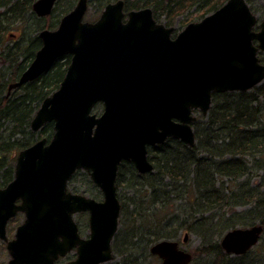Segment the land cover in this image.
Instances as JSON below:
<instances>
[{
	"label": "water",
	"instance_id": "obj_1",
	"mask_svg": "<svg viewBox=\"0 0 264 264\" xmlns=\"http://www.w3.org/2000/svg\"><path fill=\"white\" fill-rule=\"evenodd\" d=\"M56 1L37 0L33 10L48 16ZM87 9L88 0H79L56 29H43L41 48L9 85V92L22 87L71 55L60 87L31 122L33 131L53 122L52 138L21 150L14 179L0 187V238L7 241L8 264H59L56 260L74 248L77 257L67 264L112 261L121 214L116 186L121 163L133 162L139 173L152 171L148 146L170 137L195 145L193 111L207 114L213 93L246 91L264 81L258 57L264 51V20L255 31L257 17L246 0H227L176 38L172 27L157 23L150 7L126 12L124 0H118L107 4L95 23L84 21ZM99 102L104 106L100 116L93 113ZM78 169L89 171L103 200L68 190ZM20 211L25 220L9 240L7 224ZM84 211L90 214L87 238L74 219ZM263 232L261 223L237 227L225 233L221 245L229 254L242 255ZM150 252L162 264L192 262V253L177 240H159Z\"/></svg>",
	"mask_w": 264,
	"mask_h": 264
},
{
	"label": "trees",
	"instance_id": "obj_2",
	"mask_svg": "<svg viewBox=\"0 0 264 264\" xmlns=\"http://www.w3.org/2000/svg\"><path fill=\"white\" fill-rule=\"evenodd\" d=\"M34 1L0 0V187L14 179L20 150L42 137L52 138L53 122L39 133L31 130V122L42 102L59 88L71 61L70 55L59 58L49 71L8 95L9 85L20 78L41 48L40 31L60 22L42 23L33 10ZM74 1H67L64 13L73 8ZM112 1L97 0L95 13L99 16ZM225 2L125 0V9L151 7L154 16H165L170 26L175 16L187 9L196 7L192 17L188 14L189 18L183 19L185 24L201 20ZM26 19L28 27L29 23L36 27L34 32L29 35L26 31L20 39L10 40L8 27L16 21L25 24ZM260 58L264 63L262 53ZM193 126L194 146L169 138L148 147L153 171L141 174L127 161L120 165L117 189L129 188L132 194L127 199L118 193L121 216L125 217L122 223L128 219L130 227L119 230L113 240L115 257H122L117 264H144L148 257H156L150 252L153 243L175 239L182 230L203 236L200 251L213 256L210 264L249 256L250 251L231 256L221 241L212 242V238L237 227L264 225V81L248 91L214 93L209 113H200ZM256 175L258 181L254 184ZM242 206L248 208L236 210Z\"/></svg>",
	"mask_w": 264,
	"mask_h": 264
},
{
	"label": "rangeland",
	"instance_id": "obj_3",
	"mask_svg": "<svg viewBox=\"0 0 264 264\" xmlns=\"http://www.w3.org/2000/svg\"><path fill=\"white\" fill-rule=\"evenodd\" d=\"M67 1L69 2V0H58L59 6L56 7V5H55V8L53 9V11L50 15L45 16V17H40L42 19V23L51 24V22H56L57 20H58L57 21V23H58L61 20V18L66 14L64 12L67 8L64 6L68 3ZM78 1L79 0L74 1L73 6H72L73 8L76 6ZM116 1H118V0H115L112 2H116ZM96 2H97V0H88L89 6H88L87 14H86L87 15L86 20H94L93 18H96L98 16V14L95 13V9H94ZM112 2H110V3H112ZM124 2H125V0H124ZM249 4H250V8L253 11V14L256 15L257 20H258V27L255 28V31H260V27H259L260 23L264 20V0H251ZM195 8L196 7H193L191 9H187V11H185L184 13L176 15L175 19H174L175 21L173 22L174 24L170 25L169 27H172L173 30H175V32L177 34L179 32H181L185 28V26L187 25L184 23L183 19L192 17L194 15ZM138 9H141V8H138ZM103 10H102V12H103ZM102 12L99 14V16H101ZM126 12H128V11H126ZM153 14H154V12H153ZM188 14H191V15L188 17L187 16ZM126 18H127V16H126ZM156 19L159 21V23L164 24L165 26L168 22V20L166 19L165 16H160V18H156ZM181 21H183V23ZM12 24L13 25H10L7 29V34L9 36L8 38L10 40L20 39L26 31L30 35L34 32V30L36 28L31 23H29L30 27H28V20L27 19L25 21V24H19V21H16ZM58 25L59 24H57V26H54L53 28L47 27L45 29H52L53 30V29H56L58 27ZM262 56H264V53H262ZM102 111H103V105L100 104V105L96 106L93 113L100 115L102 113ZM195 114H196V116H198L200 114V112L196 111ZM34 132L39 133V131H34ZM38 136H39V134H36V139ZM18 154H19V152H18ZM78 171H77L78 173L76 172L73 175V177L70 179V181L68 183V190L73 192V193L83 194L85 196L94 198L96 200H100V201L103 200L102 191L92 181V178L89 175V173L86 170H78ZM118 173H119V171H118ZM253 180H254L253 183L256 184V182L258 181L257 175L255 177H253ZM90 181H91V183H90ZM117 190H118V193H121L123 195L125 194L127 199L132 194V191L129 188L120 187ZM247 208H248V206L247 207L242 206V207H238L236 210L241 212V211L246 210ZM75 218H76V220L80 226L81 234L85 238H87L90 235L88 212L78 213V214H76ZM24 219H25V215L23 213H19L17 215V217L10 220V222L8 224V231H7L9 239L14 238L17 226L20 225L24 221ZM123 220H125V217L120 215L118 231L119 230L121 231L126 225H127V227L128 226L130 227V225H129L130 221L128 219H126L127 223H122ZM118 231H117V233H118ZM186 233H188V238L186 241H183V238H184ZM223 236L220 237L218 234H214L213 238H212V242L213 241L214 242L215 241H221ZM175 239L180 242V245L183 249H186V250L192 252V254L194 255V260H193L194 262H192V264H210L211 261L213 260V256L207 255L206 253L204 254L200 251V248L203 245L202 243L204 242L202 235H200L198 233L191 232L189 230H182L180 232L179 237H177ZM207 241H211L210 238H208ZM112 245H113V242H112ZM72 257L74 259L76 258L73 255H72ZM249 257H251V258H255V257L262 258L263 257L264 258V234L262 236L260 243L250 251ZM10 258H11V255L7 249V243L0 239V264H8ZM121 259H122L121 256H116V257L114 256V259L108 263L117 264L121 261ZM146 260H147L146 261L147 263L145 262L144 264H162L161 259H159L158 257H148Z\"/></svg>",
	"mask_w": 264,
	"mask_h": 264
},
{
	"label": "flooded vegetation",
	"instance_id": "obj_4",
	"mask_svg": "<svg viewBox=\"0 0 264 264\" xmlns=\"http://www.w3.org/2000/svg\"><path fill=\"white\" fill-rule=\"evenodd\" d=\"M99 18H100V16H97L96 18H93L94 20H86V19H85V20L88 21V22H91V23H95V22H97V21L99 20ZM124 20L126 21L127 18L125 17ZM156 21L159 22L157 19H156ZM166 26L169 27L168 25H166ZM173 35H174V36H173ZM177 36H178V34L175 32V30H173V32L171 33V37H172V38H176ZM100 104L103 105V103H101V102L97 103V105H100ZM97 105H96V106H97ZM18 203H20V201H18ZM85 212H87V211H85ZM21 213H22V212H21ZM80 213H83V212H80ZM23 214H24V213H23ZM77 214H78V213H77ZM75 216H76V215H75ZM75 216H74V218H75ZM75 221L77 222L76 218H75ZM77 224H78V222H77ZM78 228H79V233L81 234L79 224H78ZM81 236H83V235L81 234ZM83 237H84V236H83ZM76 254H77V248L73 249L72 251H69L65 256H60V257L57 259V262L60 263V264H66V263H69V262H71V261L74 259V258L72 257V255L76 257ZM230 255H231V254H230ZM231 256H235V255H231Z\"/></svg>",
	"mask_w": 264,
	"mask_h": 264
},
{
	"label": "bare ground",
	"instance_id": "obj_5",
	"mask_svg": "<svg viewBox=\"0 0 264 264\" xmlns=\"http://www.w3.org/2000/svg\"><path fill=\"white\" fill-rule=\"evenodd\" d=\"M37 0H35L33 3H32V6L33 4L36 2ZM71 1V0H70ZM110 3V2H109ZM107 3V4H109ZM106 4V5H107ZM105 5V6H106ZM11 92L8 91V95L10 94ZM213 103V102H212ZM211 107H212V104H211ZM209 242V241H208ZM225 264H264V258H259V257H255V258H251V257H246L244 259H241V260H230L228 263L226 262Z\"/></svg>",
	"mask_w": 264,
	"mask_h": 264
}]
</instances>
